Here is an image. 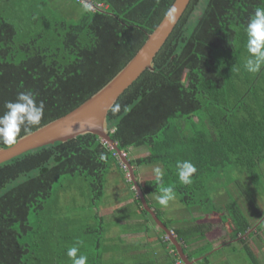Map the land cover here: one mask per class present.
<instances>
[{"label": "trees", "instance_id": "16d2710c", "mask_svg": "<svg viewBox=\"0 0 264 264\" xmlns=\"http://www.w3.org/2000/svg\"><path fill=\"white\" fill-rule=\"evenodd\" d=\"M70 1L81 9L73 17L62 15L49 0H0V115L5 102L31 90L45 105L32 131L75 109L109 82L174 2ZM257 7L264 8V0H191L155 56L154 70H145L120 95L119 113L109 110L107 115L109 135L134 166L136 177V169L145 165H160L164 172L163 185L155 178L147 180L144 194L160 195L161 186H173L185 209L207 215L203 223L175 229L178 241L186 245L206 240L219 223L225 231L221 235L242 243L252 261L247 240L261 231L264 219L257 223L264 214L247 217L231 201L217 207L214 198L226 192L211 188V183L230 166L255 188L264 179V66L256 74L244 68L245 29ZM141 147L146 155L133 158L131 150ZM101 153L106 161L100 160ZM182 161L197 168L190 185L179 181L176 165ZM113 166L128 179L116 152L90 133L0 164V264H72L67 250L73 246L78 256L88 257L87 264H100L105 219L99 200ZM63 177L87 182L91 195L84 209L93 214L84 219L91 217L92 223L51 217L47 202L58 195L54 185ZM136 202L152 222L137 197ZM156 214L161 220V213ZM161 221L168 228L173 225ZM89 234H94L90 240Z\"/></svg>", "mask_w": 264, "mask_h": 264}, {"label": "rangeland", "instance_id": "374dc122", "mask_svg": "<svg viewBox=\"0 0 264 264\" xmlns=\"http://www.w3.org/2000/svg\"><path fill=\"white\" fill-rule=\"evenodd\" d=\"M49 2L51 6L57 9L62 15L67 17H73L81 10L76 3H73L70 0H49ZM183 129L184 131L187 130L185 125L183 126ZM145 149V147L133 148L130 152V155L133 158L136 156H143L146 153ZM154 165L155 164L145 165L136 169L139 177L138 180L140 182L141 178L144 179L151 173L154 174V171L151 170ZM217 178L220 180L215 181L213 179L214 181L211 183V188L213 186H220L226 192V196L222 195L220 198L218 196L217 198H214V204L217 207H220V205L223 206L226 202L231 201L234 202L235 205L238 206L247 217L254 218L257 217V214H264V179L261 181L262 185L258 186V188H255L246 181V176L241 175L239 169L232 168V166H230L229 170H226L223 174H221V176H218ZM106 180L105 194L103 198L99 200L100 215L105 219V239H103L105 246L103 245L101 248L102 253L100 256L101 259L99 257V263L133 264L134 258L137 256V254H128L125 258L124 251L122 250L121 246H124V244L128 242L132 244L138 243L140 242L139 240H142V238L140 235H132L126 237L123 242L121 236L126 230H128V227L125 226L126 224L123 222V220H125L124 216H131L134 213L135 206L133 204L130 205V202L133 201L135 197H137L136 192L132 183H130L128 179L126 180L124 178L123 171L117 166H113L108 171ZM239 181L240 184L237 183ZM54 189L57 191L58 195L55 193L52 199L47 202L49 203V206L51 205L50 212H52V218H59L66 222H71L75 219L78 220L79 218H83V220H85L87 218L86 221H89V223L93 222L91 219V215L93 213H91L89 210L85 211L84 209L86 205H88L91 192L87 182H85L83 178L78 177L72 180L69 177H63L54 185ZM150 199H152L151 196ZM111 205L114 206L113 210L110 207ZM158 206L161 207L160 205ZM158 206L155 207L159 208ZM163 208L165 212L161 214L162 219L166 222L172 220L174 223L175 221L179 220L178 217L182 214V209H185L180 203L177 195L175 200L169 202L168 207ZM194 211L195 209L193 208H189L188 211H186L188 218L192 216ZM84 215H90L91 217H86L84 219ZM263 219L264 216L258 221L257 224L261 223ZM30 220L32 222L35 221L33 213L30 214ZM193 224L195 223H191V225ZM153 225L157 229L158 234L162 236V232L157 228L155 223ZM260 229L261 231L259 234L264 240V222ZM93 237L94 234L88 235L89 240ZM103 250L106 251L104 252ZM157 250L160 251V248H157Z\"/></svg>", "mask_w": 264, "mask_h": 264}, {"label": "water", "instance_id": "95a60500", "mask_svg": "<svg viewBox=\"0 0 264 264\" xmlns=\"http://www.w3.org/2000/svg\"><path fill=\"white\" fill-rule=\"evenodd\" d=\"M190 1L191 0H174L171 7L177 9L175 23L168 24L164 16L155 30L147 34L145 43L125 67L86 101L64 116L48 122L32 131L30 135H23L18 139L16 144L8 148H0V164H2L33 149L53 145L56 142H67L88 133L97 135L116 152L121 164L128 172L129 181L133 185L142 208L149 214L156 226L164 232L171 245L174 246L179 258L185 264H194L197 261L188 259L182 244L178 241L173 231L158 218L156 212L151 208L137 180L134 166L109 135L107 115L109 112V105L116 103L120 95L129 88L145 70H154L155 56L174 30ZM247 234L248 233L243 237Z\"/></svg>", "mask_w": 264, "mask_h": 264}, {"label": "crops", "instance_id": "0c3cea01", "mask_svg": "<svg viewBox=\"0 0 264 264\" xmlns=\"http://www.w3.org/2000/svg\"><path fill=\"white\" fill-rule=\"evenodd\" d=\"M157 167L161 168L160 165H154L151 170L154 171ZM138 178L139 177L137 176V179ZM150 179H154V174L151 173L148 177L144 179L141 178V182L139 180L138 181L142 187L144 183ZM145 196L151 208H153L155 212L156 210L161 214L165 212L162 206H158L157 197L159 194H145ZM150 196L152 199H150ZM131 204L135 206L134 213L131 216H124L125 220H123V222L126 224L125 226L128 227V230L122 234V239L124 242L125 238L128 236L140 235L142 240L133 244L128 242L125 243L124 246H121L124 251V257L126 258L128 254L130 255L132 253L137 254L134 258L133 264H176L179 256L177 252L175 251V253L171 246L166 243V235L162 234V236H160L157 229L153 225V221H148L147 217L140 213L136 197L130 202V205ZM155 206H158L159 208ZM110 207L113 210L114 206L111 205ZM186 211H188V209H182V214L178 217L179 222L175 221L174 223L172 220H169L173 222V225L170 227V229L173 230V233L175 229H182L191 226V223H196L197 220L203 223V219L207 217V215H205L201 210L195 209L192 216L188 218ZM221 227L222 224H214L212 226V230L213 232H216L215 234H212V231L207 233L206 240L197 242L193 241L186 245L179 241L182 244L183 250L188 259L197 261L194 264H264V249H262L264 248V240L259 233L247 240L255 258L252 261L244 251L242 243L235 242L229 238V236L221 235L225 232L221 229ZM157 248H160V251L157 250Z\"/></svg>", "mask_w": 264, "mask_h": 264}, {"label": "clouds", "instance_id": "9594fccd", "mask_svg": "<svg viewBox=\"0 0 264 264\" xmlns=\"http://www.w3.org/2000/svg\"><path fill=\"white\" fill-rule=\"evenodd\" d=\"M87 7L85 5V8ZM176 12L177 9L175 7H171L165 12L164 15L168 24L175 23ZM245 32L247 37L245 47L248 57L244 68L247 72L256 74L264 66V8L257 7L255 9L249 18ZM4 107L6 111L3 115H0V144L14 145L18 142V137H20L22 130L25 135H30L32 128L40 124L44 115L45 105L43 101H37L34 92L27 90L18 92L15 100L5 102ZM109 110L113 115H116L120 112L121 105L112 103L109 105ZM99 158L101 161H106L104 153H101ZM176 167L179 181L184 185L192 184V177L197 172L196 166L190 161H182L178 162ZM154 178L157 184L163 185L164 172L161 168L157 167L154 169ZM160 193L157 197V202L165 208L168 207L170 201L176 198L173 186H161ZM77 243L82 242L77 241ZM78 251L79 249L76 246L67 250V256L72 261V264H87L88 257L86 255L78 256Z\"/></svg>", "mask_w": 264, "mask_h": 264}, {"label": "built area", "instance_id": "2783aa9c", "mask_svg": "<svg viewBox=\"0 0 264 264\" xmlns=\"http://www.w3.org/2000/svg\"><path fill=\"white\" fill-rule=\"evenodd\" d=\"M77 2H80V3H87L86 0H77ZM88 4V3H87ZM176 264H184L180 259L177 260Z\"/></svg>", "mask_w": 264, "mask_h": 264}, {"label": "flooded vegetation", "instance_id": "af4514ba", "mask_svg": "<svg viewBox=\"0 0 264 264\" xmlns=\"http://www.w3.org/2000/svg\"><path fill=\"white\" fill-rule=\"evenodd\" d=\"M138 180V179H137ZM139 182V181H138ZM149 215V214H148Z\"/></svg>", "mask_w": 264, "mask_h": 264}]
</instances>
